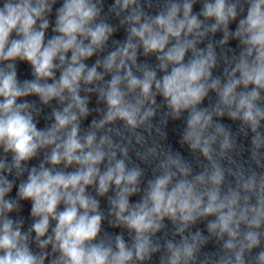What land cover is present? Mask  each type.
<instances>
[{"label":"clouds","instance_id":"obj_1","mask_svg":"<svg viewBox=\"0 0 264 264\" xmlns=\"http://www.w3.org/2000/svg\"><path fill=\"white\" fill-rule=\"evenodd\" d=\"M0 264H264V0H0Z\"/></svg>","mask_w":264,"mask_h":264}]
</instances>
